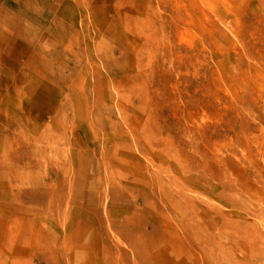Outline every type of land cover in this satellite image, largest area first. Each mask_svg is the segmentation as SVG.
Instances as JSON below:
<instances>
[{
    "label": "rangeland",
    "instance_id": "obj_1",
    "mask_svg": "<svg viewBox=\"0 0 264 264\" xmlns=\"http://www.w3.org/2000/svg\"><path fill=\"white\" fill-rule=\"evenodd\" d=\"M0 264H264V0H0Z\"/></svg>",
    "mask_w": 264,
    "mask_h": 264
}]
</instances>
